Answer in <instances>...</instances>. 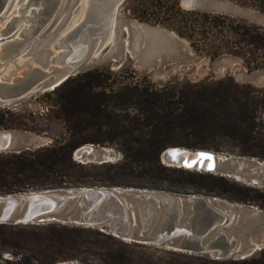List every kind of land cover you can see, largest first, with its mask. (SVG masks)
<instances>
[{
  "label": "trees",
  "instance_id": "1",
  "mask_svg": "<svg viewBox=\"0 0 264 264\" xmlns=\"http://www.w3.org/2000/svg\"><path fill=\"white\" fill-rule=\"evenodd\" d=\"M256 2L264 12V0ZM243 30L250 46L264 48V33L258 27L244 24ZM110 75L111 72L101 70L88 71L54 90L67 121L66 138L55 139L50 146L35 151L0 155V196L49 188H134L203 195L264 212V189L220 175L175 170L161 161L162 153L171 147L220 153V149L210 148V143L219 139L237 146L238 150L227 151L230 155L264 161V120L258 116L260 96L247 87L219 83L181 89L178 97L173 90L141 83L113 86L109 84ZM21 126L27 127L23 119L0 109V130ZM191 139L198 145H191ZM86 144L118 145L123 152L121 163L94 167L101 181H107L100 183L101 187L87 182L88 165L75 161L74 152ZM178 174L192 180L177 183L169 180L170 175ZM112 176L134 177L142 182L118 183ZM50 228L54 231L45 237L47 240L44 238V243L59 253H71L68 259L79 260L80 264H92L95 259L99 264H264V250L247 260H215L124 241L92 228L78 230L62 225ZM155 257L158 262L153 260Z\"/></svg>",
  "mask_w": 264,
  "mask_h": 264
},
{
  "label": "rangeland",
  "instance_id": "2",
  "mask_svg": "<svg viewBox=\"0 0 264 264\" xmlns=\"http://www.w3.org/2000/svg\"><path fill=\"white\" fill-rule=\"evenodd\" d=\"M88 1L60 0L52 11L51 4L46 0H10L8 9L0 18V43L14 40L25 43L19 54L3 60L0 58V78L10 81L33 66L46 69L52 66L58 56L67 53L69 50L59 47V44L80 24ZM185 1L124 0L115 11L110 39L106 46L96 53L99 40H93L77 75L92 70L111 72L110 85L141 83L158 89L173 90L178 97V91L195 85L224 83L247 87L254 95L260 96L261 108L258 116L264 120V48L250 46L243 35L244 24L258 27L264 33V12L258 9L256 0H201L204 4L201 6L187 5ZM30 11L32 16L30 20H26L24 17ZM0 109L15 113L27 124L26 128L31 130L27 131L23 126L18 129H1L0 131L12 134L19 146L1 151L0 155L11 156L39 149L34 146L31 150H26L24 144L32 141H36L43 148L50 146L55 139L66 138L67 121L61 109L60 98L55 95L54 90H38L24 98L2 104ZM134 112L133 110L132 114ZM189 142L191 145H198L194 139ZM84 146L112 150L115 158L105 163L107 166H114L124 159L118 145ZM181 148L199 151L195 148ZM210 148L222 151L218 153L211 150V153L225 155H230L227 151L238 150L234 143L226 139L210 143ZM75 161L88 165L87 182L97 184L98 187L102 186L100 183L107 184V181H101L98 171L94 169L102 164ZM196 170L187 172L206 173ZM112 179L127 184L142 182L134 177L112 176ZM228 179L238 182L234 178ZM169 180L177 183L191 181L192 178L178 174L170 175ZM46 191L61 190H31ZM130 215L133 224H142V218L135 209H131ZM53 225L74 227L78 230L92 228L113 235L97 226L64 225L56 222L0 224V264H80L79 260L68 259L71 253H59L44 243V238L53 233L54 230L50 228ZM234 225H238L236 218H232L228 226ZM153 260L158 262L156 257ZM91 263L99 264V261L95 259Z\"/></svg>",
  "mask_w": 264,
  "mask_h": 264
},
{
  "label": "water",
  "instance_id": "3",
  "mask_svg": "<svg viewBox=\"0 0 264 264\" xmlns=\"http://www.w3.org/2000/svg\"><path fill=\"white\" fill-rule=\"evenodd\" d=\"M46 1L53 11L60 0ZM123 1L96 0L95 5L89 6L80 24L59 44L69 51L58 56L52 66L29 67L10 81L0 78V105L38 90H55L75 77L93 40H99L96 53L106 46L115 11ZM184 3L204 5L201 0ZM9 4L10 0H0V18ZM100 28L104 31L101 35ZM24 43L18 40L0 43V58L19 54ZM15 140L12 134L0 131V152L18 147ZM24 145L26 150L41 147L36 141ZM74 157L86 164H105L114 160L115 153L83 146L76 150ZM161 161L171 168H195L264 189V161L255 158L172 147L162 153ZM131 209L141 216V225L133 224ZM232 218L238 220V225L228 226ZM9 222L97 226L124 241L207 255L215 260H247L264 250L263 211L218 198L146 189L81 188L0 196V224Z\"/></svg>",
  "mask_w": 264,
  "mask_h": 264
},
{
  "label": "bare ground",
  "instance_id": "4",
  "mask_svg": "<svg viewBox=\"0 0 264 264\" xmlns=\"http://www.w3.org/2000/svg\"><path fill=\"white\" fill-rule=\"evenodd\" d=\"M97 2H96V0H89L88 1V3H87V8H86V10L89 8V6L91 7V6H93V5H95ZM85 10V11H86ZM31 16H32V13H31V11L29 12V14L28 15H26L24 18L26 19V20H30V18H31ZM100 25H103V24H100ZM102 30V28H100L99 30H98V34L99 35H101L104 31H101ZM106 45V44H105ZM104 45V46H105ZM211 153V152H210ZM186 169V168H185ZM193 169H195V168H193Z\"/></svg>",
  "mask_w": 264,
  "mask_h": 264
}]
</instances>
